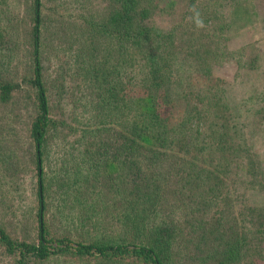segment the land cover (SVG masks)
Instances as JSON below:
<instances>
[{
  "label": "rangeland",
  "instance_id": "rangeland-1",
  "mask_svg": "<svg viewBox=\"0 0 264 264\" xmlns=\"http://www.w3.org/2000/svg\"><path fill=\"white\" fill-rule=\"evenodd\" d=\"M40 1L41 65L50 113L57 125L48 132L47 147L53 153L56 146H62L60 151L63 153L64 149L72 146L71 140L80 137L84 124L94 123L104 116L110 119L106 114V103L119 98L122 84H127L129 97L140 92L135 89V52L125 55L116 50L115 41L110 43L106 40L102 47H107V50L97 55L98 60L105 64L96 65L98 68L86 67L81 61L83 58H76L71 51L72 42L86 19L103 15L106 0ZM30 2L0 0V82L9 81L13 86L17 85L6 100L0 97V225L12 239L33 243L38 239L39 221L33 145L29 137L30 122L36 114L34 90L29 84ZM204 20L205 25H202ZM147 22L159 28H174L179 39L173 48L188 55L187 64L195 63L198 58L203 65L204 53L211 54L209 64L216 80L209 82L212 86L209 92L215 95L212 94L214 97L207 99L208 102L200 100L202 90H199L200 96L195 94L189 98L191 104L198 103L201 109L194 121L199 125L198 143L196 147H190L187 155V158L194 159L195 164H176L169 172L162 168L160 181H156L160 189L169 190L159 195V198H165L166 207L161 211L167 217L163 218L173 220L176 226L173 255L168 264H200L194 254L201 251L202 245L197 243L198 232L193 229L192 222L216 219L223 224L222 230L234 228L248 243H255L246 248L247 257L241 264H264V0H154ZM193 32H200V37H190ZM85 37L79 40L86 45L89 41ZM251 59H255L253 65H249ZM104 71L111 73L115 80L113 83H116V88L109 92L105 89L107 81L100 83L98 88L95 83L87 84L86 81H89V74L93 80L98 77L96 82L99 83ZM193 74L186 72L181 81H193L192 86L197 90L206 83ZM183 104L174 107L179 111H174L173 116L177 114L180 117L181 112H185ZM214 128L225 134L214 140L218 151L229 149L231 155L229 164H224V173L220 175L226 183L222 185L225 192L218 198H208L211 200L204 204L205 208L190 212L189 203L184 202V207L175 198L187 199L190 197L187 192L192 191L191 195L197 191L201 193L205 185L211 184L199 178L185 183L184 177L192 170L197 173L206 168L211 173L212 183L216 182L212 172L219 164H213L212 155L215 162L221 158L217 152L212 154L208 147ZM205 141L209 144L200 150ZM58 165L46 155V175L50 171L55 173ZM67 169H72V164H68ZM115 183L116 180L111 185L94 187L78 198L65 197L58 185L46 186L45 238H69L85 243L119 239L133 241L135 228L129 233L124 232L118 222L124 206L121 201L131 198L130 191L122 183L115 188ZM182 183L184 193H173V189ZM93 202L97 204L95 209ZM208 227L212 229L210 224ZM16 259V254L7 253L4 245L0 244V264H17ZM26 264L144 263L132 257L114 260L55 254L43 261Z\"/></svg>",
  "mask_w": 264,
  "mask_h": 264
},
{
  "label": "trees",
  "instance_id": "trees-1",
  "mask_svg": "<svg viewBox=\"0 0 264 264\" xmlns=\"http://www.w3.org/2000/svg\"><path fill=\"white\" fill-rule=\"evenodd\" d=\"M106 2V8L100 18L85 20L72 42L71 51L76 58L78 56L83 58L81 61L88 68L105 64L103 60H98L97 55L98 52L103 54V50H107V47H102L106 40L110 43L115 41L113 45H116V50L125 55L135 52L137 69L135 89L140 92L135 94V97H129L126 93L127 84H122L123 91L120 90L119 98L106 103L108 109L106 114L110 119L104 116L102 119L97 118L94 123L84 124L80 137L71 140L72 146L64 149L63 153L60 151L62 146H56L53 153L47 147L48 132L57 125L56 119L50 113V102L41 65L42 3L40 0L30 2L29 84L34 90L36 114L30 122L29 137L33 145L32 155L37 182L39 232L37 241L29 243L12 239L0 225V244L4 245L7 253L16 254L17 264L43 261L55 254L74 258L89 256L114 260L132 257L144 264L171 262L176 226L173 220L167 221L163 218V216L167 217L166 213L162 214L166 207L165 198H159V195L169 190L160 189L156 181H160L162 168L166 169L165 172H169L176 167V164H195L194 159L187 158V155L190 154V147H196L198 143L196 139L199 125L194 121L200 115L201 109L198 108V103L191 104L189 98L195 94L200 96L199 90H202L203 96L200 100L203 102H208L207 99L214 97L215 94L209 92L212 88L209 82L216 81L209 64V58L211 59L212 56L204 53L203 65L198 58L195 63L187 64L188 55L173 48V44L179 39L174 28H159L160 26L149 25L150 23L147 22L153 11L154 0H106ZM202 25H205V20L202 21ZM84 35L89 41L86 45L79 40ZM200 35V32H193L190 37L199 38ZM254 61L255 59L249 60V65H253ZM91 70L94 75V70ZM105 71L99 83L96 82L98 77L93 80V76L88 74L87 84L95 83L98 88L100 83L107 81L106 91L114 90L115 80L111 73ZM186 72H193L194 76L196 75L206 84L195 90L192 86L193 81L183 83L181 79ZM16 87L9 81H1V99L6 100ZM182 104L183 107L186 106V109H183L185 112H181L180 117L177 114L173 116L174 111L177 113L179 111L174 110V107ZM103 131L106 133L101 134ZM224 135L214 128L210 135L212 142L209 144L205 141L200 147L201 150L205 148V144H209L212 154L219 153L217 155L221 160L217 162L212 155L213 164H219L212 172L216 182L212 183L211 173L209 174L206 168L198 170L197 173L192 170L183 179L185 183H190L195 178L211 183L205 185L201 193L197 191L191 195L192 191L187 192L190 195L187 199L175 198L183 206L184 202L189 203L190 212L205 208L204 204H208V201L218 198L220 193L225 192V187L223 188L222 185L226 183L220 175L224 173V164H229L231 155L229 149L218 151L216 147L218 144L215 145L214 142ZM214 146L216 148L213 150ZM46 155L55 164H60L57 170H54L56 174L50 171V174L46 175L44 168ZM68 164H72V169H67ZM248 167L251 168L249 163ZM174 174L177 175L176 172ZM115 180V188L122 183L130 191L131 198L121 201V205L124 206L120 213L122 217L118 218V222L124 232L129 233L135 228L133 241L119 239L111 242L98 240L85 243L69 238H45L43 213L46 186L49 188L50 185H58L59 189H63L65 197L78 198L92 191L94 187H102L108 183L111 185L112 182L114 184ZM184 188L182 183L172 192L183 194ZM96 206L97 204L93 202V209ZM192 224L193 229L198 232L197 243L202 245L201 251L197 250L194 254L200 264H241L247 257L246 248L255 244L252 241L248 243L234 228L228 230L226 227L222 230L223 224L218 219L206 222L194 220ZM209 224L212 229L208 227Z\"/></svg>",
  "mask_w": 264,
  "mask_h": 264
}]
</instances>
